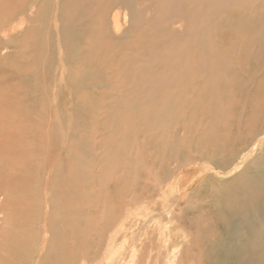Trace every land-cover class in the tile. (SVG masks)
Instances as JSON below:
<instances>
[{"label":"rangeland","instance_id":"374dc122","mask_svg":"<svg viewBox=\"0 0 264 264\" xmlns=\"http://www.w3.org/2000/svg\"><path fill=\"white\" fill-rule=\"evenodd\" d=\"M232 1L199 70L154 0H0V264H264V0Z\"/></svg>","mask_w":264,"mask_h":264},{"label":"bare ground","instance_id":"6f19581e","mask_svg":"<svg viewBox=\"0 0 264 264\" xmlns=\"http://www.w3.org/2000/svg\"><path fill=\"white\" fill-rule=\"evenodd\" d=\"M210 1L211 0H194V5L191 8H189V7L185 8V4H184L183 0H154V8H153V16H154L153 18L154 19H153V22H154L155 28H157L158 30H160V29H166L167 30L168 29L169 30L168 32H169V35H170L171 41H172L171 49L169 50V52H165L166 54H159V56L157 55V57H159L160 60L165 63V67H169V66H172V65H174L175 67H180V66L181 67H190L191 66L192 68H196V69H199V70L209 69V68L215 67L213 65L215 63H213L209 67H207L204 64V57H207L211 63L215 62L214 61L215 60V55H214L215 46L213 44H211V41H209V39L211 37L210 30L213 28L212 27V19H215V18L219 17L221 11H223L222 6L225 4V0L219 2V5L217 6V9L213 13H209V12L205 13L203 6L205 4H207L208 2H210ZM245 1L246 0H244V2H243V7H245V8L248 7L249 8L250 5L255 3L256 0H251V1L249 0V1H246V2ZM241 2H242V0H233L232 1V3L234 4L233 6H235V7L238 6L239 4H241ZM115 12H117V10ZM32 14H33V10H31L27 14V17L28 16L31 17ZM116 15H117V13H116ZM112 19H114L113 20L114 30L118 32L120 30V25L118 23L119 20L117 21V20H115V18H112ZM200 20L203 21L202 22V30L204 31L203 32L204 35H203V38H201V40L199 39V36H198V34H201L200 33L201 32L200 31L201 28L199 26H198L199 32L197 31L194 34H189L187 32V25L188 24H191L193 26L196 23H200L201 22ZM239 26H240V24L236 23V26H235L236 30H239ZM198 39H199V41H198ZM188 40L190 41L191 44H189L188 48H186L185 43L183 44V41L187 42ZM198 44H202V47L205 48V51L207 50V54L205 56H203V57H201V52H200V50L198 48ZM178 48H181L182 50H184V53H185L187 58H183L184 53H181V52H180V54L173 55L174 54L173 51L177 50ZM171 51H172V53H171ZM157 54H158V52H157ZM190 56H191V60L188 59ZM220 60L224 64L227 62V60L224 57L220 58ZM262 138L263 137H261L260 139L257 140L256 144L253 145V148H255L257 145H259V143H261L263 141ZM244 160H245V157L243 156L241 161L237 162V164L233 166L232 170L237 169L239 167V165L242 163V161H244ZM202 174L203 173H201V175ZM201 175H200V177H201ZM177 178H178V176H177ZM198 178H199V176H198ZM195 179H197V178H195ZM116 231H119V229L118 230L116 229ZM123 235H124V233H123ZM106 237H107V235H106ZM115 239L116 240H114V239H112V240L118 241L117 237ZM122 239H125V238H122ZM124 247H125V250H126V245ZM129 248H132V247L130 246ZM134 248H135V246H134ZM134 248H133V250H134ZM43 251H45V250H43ZM128 252H127L126 256L130 253V252L129 253ZM138 253H142V252L139 251ZM176 254H179V250H178V253H176ZM132 256H133V254H132ZM173 257H175V256H173ZM147 258H151V257L147 256L146 259ZM134 259H135V257H134ZM45 260H46V258H45ZM48 260H49V258H48ZM140 260H141V258H140ZM140 260L138 261L139 263H140ZM172 260H173V258H172ZM155 261H157V260H155ZM51 262H48V263L50 264ZM138 262H137V264H138ZM147 262H149V261H147ZM174 262H171V263L176 264ZM81 263H82V261H81Z\"/></svg>","mask_w":264,"mask_h":264}]
</instances>
